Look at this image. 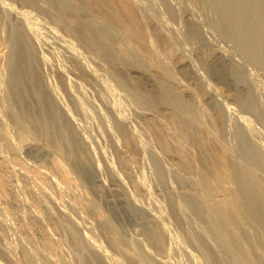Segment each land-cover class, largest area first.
<instances>
[{"label": "rangeland", "instance_id": "obj_1", "mask_svg": "<svg viewBox=\"0 0 264 264\" xmlns=\"http://www.w3.org/2000/svg\"><path fill=\"white\" fill-rule=\"evenodd\" d=\"M211 2L0 0V264H80L76 251L84 264H132L122 253L126 243L166 264H233L194 210L191 194L204 196L203 175L215 186L224 164L251 160L235 117L251 130L262 165L248 169L264 189V70L244 60ZM96 33L105 34L108 45ZM218 51L244 67L256 99L235 90V62L219 61ZM28 59L30 76L23 72ZM12 73L19 81L15 106L32 119L34 139L21 140L12 117ZM210 92L228 105L229 117L211 102ZM174 97L191 111L190 121L181 106L170 103ZM242 101L252 102L255 111ZM57 141L73 156L55 150ZM91 164L103 189L92 182ZM237 180L215 186L212 199L221 201L226 189H238ZM240 216L250 225L251 249L263 252L264 228L254 222L251 227L247 211ZM106 221L113 231L104 230ZM73 224L106 263L84 241L75 247L68 228ZM157 225L164 232L160 254L147 237ZM199 234L217 247L215 256ZM118 236L123 250L113 246Z\"/></svg>", "mask_w": 264, "mask_h": 264}, {"label": "bare ground", "instance_id": "obj_2", "mask_svg": "<svg viewBox=\"0 0 264 264\" xmlns=\"http://www.w3.org/2000/svg\"><path fill=\"white\" fill-rule=\"evenodd\" d=\"M167 1H169V0H167ZM212 1H213V3H215V4H213L211 2L212 5H216V7L219 9V13H218V14H220V21L219 22H221L223 24V26L226 27V30H227V33L229 34V36L232 37V40H234L236 42L235 45H237V48L240 51V54H242L244 56V60L246 59L251 64L253 62V63H255V65L256 64L259 65L260 68L262 67L264 70V0H212ZM206 2H204V3H206ZM210 5L211 4H209V6ZM205 6H207V5H205ZM1 10H3L4 12L6 11L7 14H10V16L13 15L12 10L9 8L1 7ZM189 14H190V12H189ZM187 16L188 15H186V17ZM217 18H219V17H217ZM188 19L191 20L192 18H190V16H188ZM193 20H195V19H193ZM194 22H197V21H193V24H194ZM221 23H218V24L220 25ZM197 24H198V22H197ZM197 24H195L197 26V28L195 27V29L199 32V36L208 44L210 42V39L207 36L206 31H204V29H202V27L197 25ZM86 36L87 37H89V36L93 37L94 34H92V33L86 34ZM95 36L97 38L99 37V39L104 43V45H108L107 37H105V34H100V33L97 34L96 33ZM22 42H24V41H22ZM22 42H21V44H22ZM210 44H211V42H210ZM106 47L109 48L108 46H106ZM217 59H219V61H221L223 63L235 62V70L238 74L235 76V79H236L235 80V90H237L238 92H246L248 95H251L252 98H254V99H256V97H258L256 91L254 90L255 88H253V86H252L253 82L251 83L250 78L248 77L244 67L239 63V61H237L235 58L228 55L224 51H218L217 52ZM183 67L186 68V70L189 72V74L191 76H193L194 78L200 77L199 72L197 73V70L194 69L192 63H190L188 61H184ZM32 68H33L32 63L28 59L27 63L24 64V66H23V72L30 76V74L33 73L32 70H34ZM17 79L18 78L15 75H13V73H12L11 82H10V94H9V96L11 98L10 101H12L11 102L12 106L10 105L12 117L15 119L14 121L17 123V126H19L18 127V129L20 131L19 137L21 138V140H24L25 138H33L34 139V137H36V134L32 129V125H31L32 119L24 118L20 114L19 108H17L15 106L16 105L15 100L17 97V95H16L17 86L19 85V81ZM35 91L39 92V89H35ZM51 94H52L53 99L57 101L58 99L56 98L54 93L51 92ZM7 96H8V94H7ZM210 100L218 108L221 109V111L225 114V116L229 117L230 108L228 107V105L223 104L221 102V100H219L213 92H210ZM58 102L59 101H57V103ZM172 102H174L173 104H176V105L181 106L183 108L182 109L183 112H181V113H183L186 116V118H188V120L190 121V117H191L190 112L191 111L187 108V106H185L182 101H180L178 98H175V97L173 98V100H170L171 104H172ZM242 102H243V105L245 107H247L250 110L255 111L256 108L252 102H249V101H246V102L242 101ZM142 103L145 106H150L149 105L150 103L148 101L144 100V102H142ZM58 105L60 106L59 103H58ZM152 108L153 109L157 108L154 103H153ZM68 116L70 117V115H68ZM12 117H11V119H12ZM234 125L237 126L236 128H238V127L240 128V130H241L240 135L242 134V137H243L242 140L244 141V143L246 145L248 143V146H245V148L247 149L248 154L251 156L250 157L251 160L248 159V157H247L241 163H239V162L235 163V161H233L234 160L233 159L230 164H224L222 171H220L219 173H216V175L215 174L214 175L216 176L215 177V183H217L215 186L221 187L222 186L221 182H224V181L225 182L227 181L229 183L232 182L235 184V181L238 179L237 180V182H239V184L237 186L238 189H234V188L233 189L232 188L226 189L223 199L221 201L220 200L215 201L212 199L213 192L216 190L215 186H213L210 182H208L206 177L203 175L202 179L201 178L200 179H201V189L203 191L202 193H204V196L201 197L200 195L197 194V195H194L192 197V194H191V198L194 199L196 202V209H194V210H196L197 214L201 215L202 218L205 219L207 226L212 230V232H215L217 242L230 256V259H231L233 264H264V241H263V239L260 240V245L262 247L263 252H261V253L258 252L257 251L258 249H256V248L251 249L252 246L248 242V240H250V234L247 231L248 230L247 228H250V225L247 224V222L246 223L243 222L245 219H242L243 221H241V219H240L241 211L245 210L249 214V219H247V221L249 223L252 222L251 227L254 226L253 225V222H254V223H258L261 227L264 228V196H263L264 195V189L256 184V181H255L256 179L254 177V174L250 171V169H248L249 168L248 165H250V166L251 165H257V166L260 165L261 166L262 165L261 156L259 154V151L256 150L251 144L252 143V141H251L252 133H251V130L247 127L245 121L241 117H235ZM226 126L228 127V125H226ZM64 145H66V143L64 141H57L54 144V148H55V150H58L59 152L60 151L66 152V154H68L69 157H72L73 154L70 153L69 150L66 149ZM32 150H34V149H32ZM38 150L37 151L35 150V151L39 152ZM93 164H91L90 167H92L96 173H95L94 177L92 178V182H93L94 186L102 187V189H103L105 187V184H104L103 180H101V178H100V175L98 173L99 170H98L97 166H95ZM108 169H110V168H108ZM254 169H256V168H254ZM111 173L116 177V179L119 178L112 172V170H111ZM241 174H243L242 179H240ZM262 179H264V177ZM199 186H200V184H199ZM188 196H190V195H188ZM181 203H182V201H181ZM185 203H187V202L185 201ZM193 204H194V202H193ZM94 208H95V206H94ZM186 208H188V207H186ZM59 213H60V211H59ZM60 214H59L60 216L63 215L62 213H60ZM243 217H245V216H243ZM66 222H68V221H66ZM65 223H63V224H65ZM71 223H69V224H71ZM69 224H67V225H69ZM245 224H247V227H245ZM67 225L65 224V226H67ZM255 225H257V224H255ZM61 226L62 225H60V227ZM73 226H74V224L72 225V227ZM74 227L75 228L73 230L70 227H68V228L70 229V234L72 235V237H74L73 244L75 245V247L81 245V243H83V241H84V243L88 244L89 249L95 250L101 257H103V259L105 261V258L102 255V253L97 249L96 246L94 247L93 244L90 243V241L88 240L89 238L86 237L87 235L82 234L81 230L77 226H74ZM112 228L113 227H111L110 222H108V221L104 222V230L107 229V230L111 231ZM59 229H61V228H59ZM69 229H67V231ZM148 231L149 232H148L147 237L149 236L148 240L150 239L151 244L155 247L154 250H156L157 254L163 253V241H162V236L164 233L163 229L159 225H157V226L149 227ZM77 232H79L80 234H78ZM110 235H111V233H110ZM120 237L121 236H118V239H116L113 242L114 243L113 246H115L116 248H119L122 244L121 238H123V236L121 238ZM199 237L203 238V240L206 241L207 244H209L208 248H209L210 252L212 253V255L215 256L217 247H213V245H211L212 243L211 244L208 243V239H206L207 237H205V235L199 234ZM245 242L247 243V246L245 245ZM135 243H136V241H135ZM124 244L125 243H123V245ZM133 246H130L128 243H126V249L124 248V250H123L122 249L123 246H122V248L121 247L119 248V250L120 249L123 250L122 253L123 252L125 253L126 257L128 258V260L131 261L132 264H166L163 259H162L163 260L162 261L161 259L153 258L150 254L147 253V251L143 250L142 248L139 251L134 250L136 248V246L134 247V249H133ZM116 248H114V249H116ZM76 249H75V251H76ZM136 249H138V248H136ZM76 252H77L76 255L78 256L77 258H78L79 263L84 264V261L82 260V256L78 253V251H76ZM208 257L210 258V256H208ZM216 258H218V257H216ZM218 259L220 260V258H218ZM46 262H48V264L54 263L51 259H47ZM105 263H106V261H105ZM209 264H210V262H209Z\"/></svg>", "mask_w": 264, "mask_h": 264}]
</instances>
